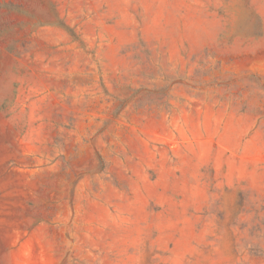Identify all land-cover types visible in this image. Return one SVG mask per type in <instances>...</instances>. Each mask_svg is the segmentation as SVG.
Instances as JSON below:
<instances>
[{
	"label": "rangeland",
	"instance_id": "1",
	"mask_svg": "<svg viewBox=\"0 0 264 264\" xmlns=\"http://www.w3.org/2000/svg\"><path fill=\"white\" fill-rule=\"evenodd\" d=\"M0 264H264V0H0Z\"/></svg>",
	"mask_w": 264,
	"mask_h": 264
}]
</instances>
